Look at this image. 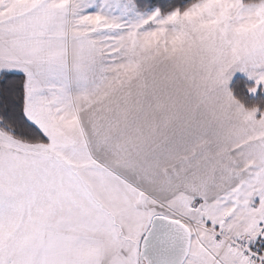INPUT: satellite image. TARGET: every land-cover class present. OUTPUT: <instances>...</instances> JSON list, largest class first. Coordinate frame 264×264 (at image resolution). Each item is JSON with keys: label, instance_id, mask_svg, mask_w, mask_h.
Returning <instances> with one entry per match:
<instances>
[{"label": "snow or ice", "instance_id": "1", "mask_svg": "<svg viewBox=\"0 0 264 264\" xmlns=\"http://www.w3.org/2000/svg\"><path fill=\"white\" fill-rule=\"evenodd\" d=\"M0 264H264V0H0Z\"/></svg>", "mask_w": 264, "mask_h": 264}]
</instances>
